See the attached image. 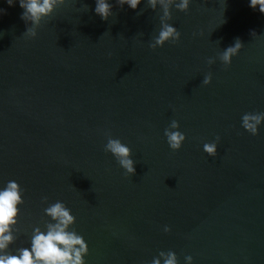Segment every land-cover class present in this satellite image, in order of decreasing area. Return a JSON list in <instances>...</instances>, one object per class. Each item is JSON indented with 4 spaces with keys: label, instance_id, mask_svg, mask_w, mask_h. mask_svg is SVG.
Here are the masks:
<instances>
[{
    "label": "water",
    "instance_id": "95a60500",
    "mask_svg": "<svg viewBox=\"0 0 264 264\" xmlns=\"http://www.w3.org/2000/svg\"><path fill=\"white\" fill-rule=\"evenodd\" d=\"M107 2L102 20L95 0H64L29 37L19 0H0V190L15 181L23 201L0 255L30 250L59 201L84 264H164L170 251L177 264H264V121L255 136L242 127L264 113V14L250 0L174 4L166 22L180 38L152 49L159 0ZM173 120L177 151L164 136ZM109 137L131 150L133 175L105 151Z\"/></svg>",
    "mask_w": 264,
    "mask_h": 264
},
{
    "label": "clouds",
    "instance_id": "9594fccd",
    "mask_svg": "<svg viewBox=\"0 0 264 264\" xmlns=\"http://www.w3.org/2000/svg\"><path fill=\"white\" fill-rule=\"evenodd\" d=\"M13 2L14 0H7L9 6H12ZM116 2L121 7L127 5L130 9L136 10L141 0H116ZM157 2L158 0H147V5L155 10ZM189 2L190 0H179V2L176 0H159L163 10V15L160 17L161 28L158 37L149 45L150 48L155 49L163 46L166 42L176 43L179 40L180 33L166 21L170 19V7L172 5L175 4L176 9L180 12H187ZM63 3L64 0H19V6L23 9L21 19L33 25L32 28H27L25 34L29 37H35V28L39 26L41 20L49 17L57 5ZM249 7L253 10L258 7L259 12L264 14V0H250ZM94 11L102 20H107L112 15V5L107 0H95ZM241 46L242 43L237 39L233 46L226 48L219 56L221 62L226 66L229 65L231 58L239 52ZM213 62L212 59L208 61L209 64ZM210 81L211 75L209 74L203 79V84L208 85ZM261 121H264V113H246L242 116V127L255 136ZM178 128L177 121L173 120L170 129L164 131L167 144L172 151L179 150L185 140V135L176 130ZM105 151L111 153L128 175L135 173L134 162L130 159L131 150L119 139L109 137ZM203 151L209 157H215L217 154L216 142L204 144ZM22 203L19 185L15 181H9L6 187L0 190V252H5L14 241L12 227L16 224L17 206ZM45 213L56 223L49 224L46 233L39 228L34 229L30 250L29 248H22L18 250V255H0V264H84L83 257L87 254L86 243L74 231H66L74 221L70 210L62 202L57 201L47 207ZM164 231L168 232L169 229L166 227ZM164 255V252L159 254V256ZM186 261L191 264V257H186ZM152 264H160L159 259H153ZM164 264H177L173 252L167 253Z\"/></svg>",
    "mask_w": 264,
    "mask_h": 264
}]
</instances>
